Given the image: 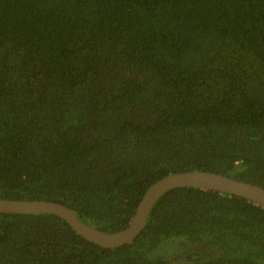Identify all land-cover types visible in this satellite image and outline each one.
Listing matches in <instances>:
<instances>
[{"label":"trees","instance_id":"trees-1","mask_svg":"<svg viewBox=\"0 0 264 264\" xmlns=\"http://www.w3.org/2000/svg\"><path fill=\"white\" fill-rule=\"evenodd\" d=\"M194 170L264 187V0H0L1 199L114 233ZM0 264H264V207L176 188L116 248L0 213Z\"/></svg>","mask_w":264,"mask_h":264},{"label":"water","instance_id":"water-1","mask_svg":"<svg viewBox=\"0 0 264 264\" xmlns=\"http://www.w3.org/2000/svg\"><path fill=\"white\" fill-rule=\"evenodd\" d=\"M183 187L218 191L236 195L264 207V187L236 178L204 170L168 174L151 184L141 198L128 225L114 233H106L82 222L77 212L65 204L50 200H11L0 198V213H50L63 219L86 240L104 248H116L131 243L145 229L150 211L166 192Z\"/></svg>","mask_w":264,"mask_h":264},{"label":"rangeland","instance_id":"rangeland-1","mask_svg":"<svg viewBox=\"0 0 264 264\" xmlns=\"http://www.w3.org/2000/svg\"><path fill=\"white\" fill-rule=\"evenodd\" d=\"M178 249H179V246L177 242H174V240H171L169 242L162 244L158 252L161 255H173L177 253Z\"/></svg>","mask_w":264,"mask_h":264}]
</instances>
